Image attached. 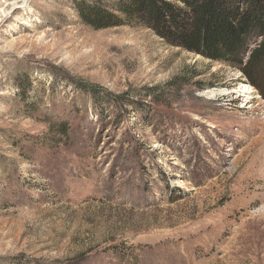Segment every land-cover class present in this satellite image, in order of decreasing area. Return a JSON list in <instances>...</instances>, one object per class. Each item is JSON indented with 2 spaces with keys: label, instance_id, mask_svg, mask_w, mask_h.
<instances>
[{
  "label": "rangeland",
  "instance_id": "1",
  "mask_svg": "<svg viewBox=\"0 0 264 264\" xmlns=\"http://www.w3.org/2000/svg\"><path fill=\"white\" fill-rule=\"evenodd\" d=\"M97 2L0 0V264H264L258 40L218 61Z\"/></svg>",
  "mask_w": 264,
  "mask_h": 264
},
{
  "label": "trees",
  "instance_id": "2",
  "mask_svg": "<svg viewBox=\"0 0 264 264\" xmlns=\"http://www.w3.org/2000/svg\"><path fill=\"white\" fill-rule=\"evenodd\" d=\"M189 11L163 0H117L113 10L100 3L79 4L82 19L95 29L144 24L164 30L178 46L210 59L233 63L234 55L257 41L245 70L260 89L257 69L264 65V0H186Z\"/></svg>",
  "mask_w": 264,
  "mask_h": 264
},
{
  "label": "bare ground",
  "instance_id": "3",
  "mask_svg": "<svg viewBox=\"0 0 264 264\" xmlns=\"http://www.w3.org/2000/svg\"><path fill=\"white\" fill-rule=\"evenodd\" d=\"M253 92L254 90L252 89V87H245L244 90L240 89L239 91H234L235 93V97L236 99H240L242 97H244L245 99V103L249 104L252 103V99H253ZM218 94H216V92H211V96L212 97H217Z\"/></svg>",
  "mask_w": 264,
  "mask_h": 264
}]
</instances>
